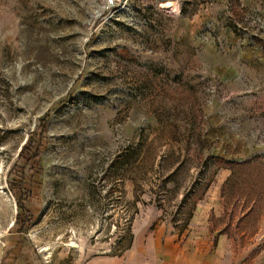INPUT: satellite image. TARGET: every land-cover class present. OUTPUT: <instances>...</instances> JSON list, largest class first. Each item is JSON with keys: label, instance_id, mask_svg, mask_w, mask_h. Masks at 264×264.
<instances>
[{"label": "rangeland", "instance_id": "374dc122", "mask_svg": "<svg viewBox=\"0 0 264 264\" xmlns=\"http://www.w3.org/2000/svg\"><path fill=\"white\" fill-rule=\"evenodd\" d=\"M17 258L264 264V0H0Z\"/></svg>", "mask_w": 264, "mask_h": 264}, {"label": "crops", "instance_id": "0c3cea01", "mask_svg": "<svg viewBox=\"0 0 264 264\" xmlns=\"http://www.w3.org/2000/svg\"><path fill=\"white\" fill-rule=\"evenodd\" d=\"M18 259V258H17ZM15 259V261H12V262H9V261H6V263H4V264H25V261L24 260H22V259Z\"/></svg>", "mask_w": 264, "mask_h": 264}]
</instances>
